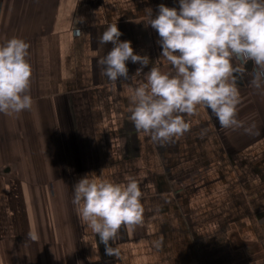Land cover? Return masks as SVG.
<instances>
[{
	"label": "crops",
	"instance_id": "crops-1",
	"mask_svg": "<svg viewBox=\"0 0 264 264\" xmlns=\"http://www.w3.org/2000/svg\"><path fill=\"white\" fill-rule=\"evenodd\" d=\"M178 0H0V44H30L31 110L0 114V264H264V88L253 63L238 81V118L258 135L224 129L210 110L186 117L190 130L160 147L129 120L131 89L144 79L100 75L111 50L97 39L117 23L137 54L161 71L158 33L144 10ZM236 64V61H233ZM150 63L144 68L147 72ZM115 183L133 176L143 222L123 228L105 254L80 222L73 186L85 174ZM35 231L39 239L28 238ZM98 244V246H97Z\"/></svg>",
	"mask_w": 264,
	"mask_h": 264
},
{
	"label": "clouds",
	"instance_id": "clouds-1",
	"mask_svg": "<svg viewBox=\"0 0 264 264\" xmlns=\"http://www.w3.org/2000/svg\"><path fill=\"white\" fill-rule=\"evenodd\" d=\"M178 4V8L159 4L155 16L151 7L144 10L143 24L158 33V59L170 66L169 71H161L147 55L137 54L131 41L120 39L123 33L117 23H110L97 39L101 49L113 45L97 60L100 75L115 84L131 79L127 62L140 65L135 75L142 73L144 79L128 97L129 120L138 133L160 147L190 130L186 117L205 110L224 129L258 135L255 122L246 124L238 118V81L247 72L242 66L251 61L250 83L257 90L264 88V0H178ZM29 48L19 37L0 44V114L5 116L32 108ZM141 198L133 176H127L126 183H115L89 173L73 186L81 224L99 237L106 255L117 259L121 249L113 245L122 227L134 229L143 222ZM28 238L39 239L35 231H29Z\"/></svg>",
	"mask_w": 264,
	"mask_h": 264
}]
</instances>
